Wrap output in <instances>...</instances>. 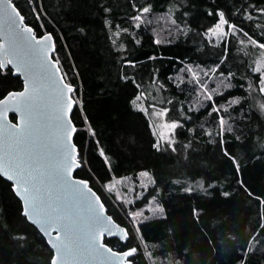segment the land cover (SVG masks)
<instances>
[{"label":"trees","instance_id":"obj_1","mask_svg":"<svg viewBox=\"0 0 264 264\" xmlns=\"http://www.w3.org/2000/svg\"><path fill=\"white\" fill-rule=\"evenodd\" d=\"M12 1L38 37L52 34L53 59L74 88L82 164L75 176L130 235L126 243L105 242L120 252L136 248L127 257L132 264H264V114L252 96L264 101L257 48L245 49L231 33L218 44L206 36L223 13L229 29L264 45V0ZM193 67L228 87L199 101L198 82H179ZM21 89L11 68L0 72V100ZM137 102L179 122L173 146L159 141ZM143 173L152 182L132 208L154 199L162 213L140 221L135 234L129 210L105 188L116 179L137 183ZM52 258L12 183L0 176V264Z\"/></svg>","mask_w":264,"mask_h":264},{"label":"snow or ice","instance_id":"obj_2","mask_svg":"<svg viewBox=\"0 0 264 264\" xmlns=\"http://www.w3.org/2000/svg\"><path fill=\"white\" fill-rule=\"evenodd\" d=\"M142 11L147 13L149 9L145 7ZM220 17L221 22L226 23L222 20L223 13ZM133 19L139 21L141 16ZM23 20L15 7L5 0L0 7V36L3 38V43H0V72L12 65L14 74L23 75L25 88L19 93H11L3 101L4 107L0 112L3 147L0 176L14 182L15 194L27 205L23 211L26 218L33 224H39L46 234L49 230L63 234V238L57 235L50 240L61 260L100 257L104 255L102 249L110 253L105 257L107 259L118 255L132 257L136 248L118 254L98 242L104 232L118 234L109 227L101 212L103 204L97 206L98 198L93 199L94 193L87 184L71 178L73 169L81 166L74 160L75 146L70 143L76 128L69 126L71 120L67 116L73 104L68 94L74 89L63 83V75L58 76V61L50 59V48L54 51V47L45 41H50L51 36L37 39L30 27H21ZM154 42L160 43L158 40ZM52 94L57 100L54 132L49 131V96ZM207 98L211 99V96ZM213 110L219 112L215 104ZM9 111L20 114V126L8 124L6 114ZM220 123L223 125V117H220ZM176 126V123L172 124L173 128ZM92 135L95 136L94 131ZM126 238L127 233L121 240L126 242ZM50 264H56V261ZM124 264L132 262L125 259Z\"/></svg>","mask_w":264,"mask_h":264},{"label":"rangeland","instance_id":"obj_3","mask_svg":"<svg viewBox=\"0 0 264 264\" xmlns=\"http://www.w3.org/2000/svg\"><path fill=\"white\" fill-rule=\"evenodd\" d=\"M222 20L226 21L224 16L222 17ZM230 33L238 36L245 49H249L250 47L255 49L257 48L254 66L255 70L261 75L260 91L262 92V94H264V91L261 90L264 89V83H262V81H264V47L259 46L261 45L259 42L243 39L237 34L236 30L233 27H231L230 29L227 27V22H221V17L219 23L213 28L209 29L206 36L211 41L218 44L226 39ZM187 71L188 72L184 71L182 73V75L180 76V79L182 80H180L179 82H183L185 79H191L198 82L201 88L198 86L200 92L198 93L197 97L201 102L208 101V96H212L213 93L223 91L226 87H228V84L221 78L218 79L215 77L211 81H208L210 71H205L200 68L194 67L189 68ZM223 82L226 83L227 86H225ZM252 96L254 97V106L264 114L263 99L259 96L255 97L256 95ZM135 105L136 107L148 112L153 120L154 131L157 134L159 141L165 146L167 144L173 146V135L175 133V129L179 125V122L168 120L166 118V111L154 109V107H152V110H149L143 104V102H137ZM173 123H176L177 125L175 128L172 127ZM226 123L227 121L225 122L224 120V123L221 126L225 127ZM139 177L140 178L137 183L129 179H116L110 182L105 188V191L107 193L115 195L116 199L123 203L129 210V223L132 231L135 234L138 231L137 225L140 221L158 216L162 213L161 206L154 199H151L146 205L141 208H132V206H134L137 201L142 199L143 195L147 191V188L151 185L152 182L151 177L146 173L140 174ZM198 182L201 183L202 181L198 180L195 183Z\"/></svg>","mask_w":264,"mask_h":264},{"label":"water","instance_id":"obj_4","mask_svg":"<svg viewBox=\"0 0 264 264\" xmlns=\"http://www.w3.org/2000/svg\"><path fill=\"white\" fill-rule=\"evenodd\" d=\"M4 2H5V0H0V7H2ZM8 2H10V6L11 7H15V9L20 13V15L23 16L12 0H8ZM24 26L30 27L33 30L32 34H34L37 39H41V38L45 37L46 35H50L51 36V40L50 41H45V43H47L50 46L54 47V51L51 50V48H50V52H49L50 59L54 60L53 59V54L55 52V40H54L52 34L51 33H47V34H45V35H43L41 37H38L35 34L34 29L30 25H28L26 23L25 18L23 20V24L21 25V27H24ZM0 43H3L2 36H0ZM56 66L60 69V72H59L58 76H60V75L64 76V74H63V72H62V70H61V68L59 66V63ZM8 68H11L13 70L12 65H8L5 69H8ZM13 73H14V70H13ZM14 75L16 77H20L21 80L23 81V89H21L19 91H12L7 96H5L3 99H1L0 100V112H2L3 107H4L3 101L6 100L11 93H13V92L19 93V92L23 91L24 88H25V79H24L23 75H16V74H14ZM63 83L68 84L66 79H65V77H64ZM72 94H73V91L68 94L72 98V101H73V104L71 106V110L67 114L68 118L71 120V125H69V126H75V124L73 122V119H72V115H73V111H74L75 106H76V101L73 98ZM13 99H15V98H13ZM9 103H11V101ZM56 103H57V100H56L55 94L50 95L49 96V105H50V117H49V119H50V128H49V131L50 132H54V123H55L54 115H55ZM65 103H67L66 100H65ZM11 115H15L16 116V120L15 121L12 120ZM6 119H7L8 124H10V125L20 126L22 124V120H21L20 114L17 113V112H14V111H9L6 114ZM0 126H2V118H0ZM75 128H76V126H75ZM74 136H75V133L72 134L70 143L75 146V151L73 153L74 160H77L79 162V160H78L79 153H78V150H77V146H76V144L74 142ZM77 153H78V155H77ZM2 156H3V147H2V141H0V157H2ZM80 165H81L80 167H76V168L73 169L72 174H71V178L74 181H82V182H85L87 184V187L92 190V193H94L93 199L98 198L97 206H99V204H103V209H101V212L104 215L105 219L108 220L109 227L113 228L114 232L118 234V235H109L107 232H104L103 235L98 238V242L106 245V247H108V248H111L113 252H116L118 254H122L124 252H120V251L114 250L105 241H106V239H119L122 243H126L128 241V239H129V237H130L128 229L125 226H123V225L119 224L118 222H116L115 219L108 213V209H107L106 205L104 204L102 198L100 197V195L92 187L89 186V182L85 181L83 179L77 178L75 176L76 171L79 170L82 167L81 163H80ZM3 178L7 180L6 177H3ZM7 181H9V180H7ZM9 182L12 183L13 188H14V182H12V181H9ZM21 202H22L23 211H24L26 209L27 205L25 204L24 201L21 200ZM28 221L32 225H34L39 230V232L44 236V238L46 239L48 245L50 246L51 250L53 251L52 261L55 260L56 264H124L125 259L127 260V258H124V257L119 256V255L117 257H113L111 259H107L105 257L110 256V253H107L105 249L101 250L104 253V255L100 256V257H96V258H92V259H71V258H67V259L61 260L56 255V249L52 247V245L50 243V240H54L57 235H60L61 238H63V234L59 233L58 231H53V230H49V232L46 234L44 231L41 230L39 224H33L29 219H28ZM125 233H127L126 242L121 240V237H123L125 235Z\"/></svg>","mask_w":264,"mask_h":264}]
</instances>
